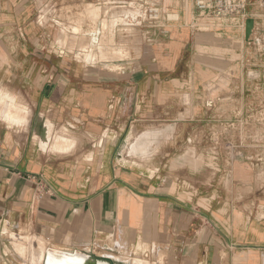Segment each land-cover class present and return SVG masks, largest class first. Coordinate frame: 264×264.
<instances>
[{
  "label": "crops",
  "instance_id": "0c3cea01",
  "mask_svg": "<svg viewBox=\"0 0 264 264\" xmlns=\"http://www.w3.org/2000/svg\"><path fill=\"white\" fill-rule=\"evenodd\" d=\"M194 1L0 0V80L33 113L0 126L15 255L31 223L103 264H264V11L249 0L247 39Z\"/></svg>",
  "mask_w": 264,
  "mask_h": 264
},
{
  "label": "built area",
  "instance_id": "2783aa9c",
  "mask_svg": "<svg viewBox=\"0 0 264 264\" xmlns=\"http://www.w3.org/2000/svg\"><path fill=\"white\" fill-rule=\"evenodd\" d=\"M259 8L264 11V0H256ZM249 0H195V11L197 20L206 19L221 24L235 25L245 27L248 20L247 6ZM147 18L150 23H156L164 18L165 22H172L175 20L171 14H163L157 6H150L147 8ZM218 100H208L205 102V107L208 110L215 108ZM37 187L41 191L53 194L51 187L39 178L36 180Z\"/></svg>",
  "mask_w": 264,
  "mask_h": 264
},
{
  "label": "rangeland",
  "instance_id": "374dc122",
  "mask_svg": "<svg viewBox=\"0 0 264 264\" xmlns=\"http://www.w3.org/2000/svg\"><path fill=\"white\" fill-rule=\"evenodd\" d=\"M174 18H176V16H174ZM132 46L134 47V43H132ZM129 47H131V44L128 45V48ZM187 102L189 103L188 100ZM53 140H54L53 141L54 150L60 151L63 149H67V147H64L61 143V141H64V140L69 142V140H67L66 138L57 136V137H54ZM57 140L60 142L59 144ZM140 150H142L145 155L149 153V150L147 147H142L140 146V144L138 145V143H135V144L134 142L131 143L129 153L136 154V152ZM9 231L13 233H21V235L18 236L19 240L17 242V245H18L17 253L15 255L12 251L8 234L3 235L4 231L0 232V264H40L41 259H38V257L40 258L39 254L43 250L45 252L48 249H53V247H56V249L62 248L64 250L72 249L70 247H67L59 243L52 242V241L47 242L48 243L47 245L45 240L46 239L49 240L50 236H45V234L41 233L36 228V226L35 225L33 226L31 223H27L26 225H20L19 227L14 228V229L9 227ZM41 236L45 238V240ZM48 246H51V247H48ZM40 249L42 250L40 251ZM36 252L37 254H35Z\"/></svg>",
  "mask_w": 264,
  "mask_h": 264
},
{
  "label": "clouds",
  "instance_id": "9594fccd",
  "mask_svg": "<svg viewBox=\"0 0 264 264\" xmlns=\"http://www.w3.org/2000/svg\"><path fill=\"white\" fill-rule=\"evenodd\" d=\"M32 115V108L24 95L0 80V126L6 129L26 127Z\"/></svg>",
  "mask_w": 264,
  "mask_h": 264
},
{
  "label": "bare ground",
  "instance_id": "6f19581e",
  "mask_svg": "<svg viewBox=\"0 0 264 264\" xmlns=\"http://www.w3.org/2000/svg\"><path fill=\"white\" fill-rule=\"evenodd\" d=\"M81 39V38H80ZM87 42V41H86ZM187 97V96H186ZM189 98V97H188ZM187 100V99H186ZM158 137V136H157ZM60 139V137H59ZM62 139V138H61ZM58 141V140H57ZM60 142L58 141V144ZM62 145L64 147H67V145L69 144L68 141H61ZM57 145V143H56ZM60 146V145H59ZM62 148V147H61ZM63 149V148H62ZM48 249V248H47ZM42 249H40L41 251ZM46 250V249H45ZM38 251V250H37ZM44 252V250L42 251ZM47 254V263L46 264H63V263H84L85 261L88 260V258L83 254L80 253L79 251L76 252H69L67 250H62V249H49L45 251ZM45 252L42 254V256H44ZM41 253V252H40ZM37 254V252L35 253ZM39 254V253H38ZM45 254V255H46ZM42 256L40 255V258H42ZM38 257V259H40ZM101 263V262H100Z\"/></svg>",
  "mask_w": 264,
  "mask_h": 264
},
{
  "label": "water",
  "instance_id": "95a60500",
  "mask_svg": "<svg viewBox=\"0 0 264 264\" xmlns=\"http://www.w3.org/2000/svg\"><path fill=\"white\" fill-rule=\"evenodd\" d=\"M245 28H246V38L250 39L252 32H253V29H254V20L253 19L247 20L246 24H245ZM46 263H47V259H45V264ZM63 264H103V263L87 260L84 263H73V262H71V263H63Z\"/></svg>",
  "mask_w": 264,
  "mask_h": 264
}]
</instances>
